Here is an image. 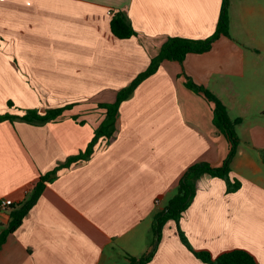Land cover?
Masks as SVG:
<instances>
[{"label":"crops","instance_id":"obj_1","mask_svg":"<svg viewBox=\"0 0 264 264\" xmlns=\"http://www.w3.org/2000/svg\"><path fill=\"white\" fill-rule=\"evenodd\" d=\"M224 0H0V115L72 103L57 122H0V232L41 176L85 151L117 93L150 65L170 37L204 40ZM111 11L113 14L109 15ZM124 12L137 36L119 39L111 20ZM229 34L183 63L164 61L120 108L119 127L88 160L52 175L37 204L0 249V264H205L182 242L214 257L237 248L264 264V0H230ZM216 95L239 146L224 179L204 174L179 225L152 247L154 217L197 163L221 167L230 140L214 124ZM9 102L14 105L10 107ZM11 200L13 206L3 207ZM156 201H159L158 203Z\"/></svg>","mask_w":264,"mask_h":264},{"label":"trees","instance_id":"obj_2","mask_svg":"<svg viewBox=\"0 0 264 264\" xmlns=\"http://www.w3.org/2000/svg\"><path fill=\"white\" fill-rule=\"evenodd\" d=\"M230 0H224L221 10V15L218 20L217 28L214 34L204 40H192L180 37H170L162 45L158 55L151 59L149 67L140 73L128 86L122 88L116 96L113 103H98L97 108L104 112V117L100 126L95 130V136L88 145L87 149L80 154L70 157L67 161L59 165L53 172L41 176L36 184L29 199L21 205V207H13L10 213V222L8 226L0 232V249L6 242L7 238L16 232L22 225L24 219L29 214L30 210L37 204L40 199L46 184L52 180V175L57 174L59 170L68 168L72 164L79 161L88 160L94 152V148L100 139L106 141L107 144L115 138L120 118V108L122 104L127 101L136 91V89L150 76L154 75L161 64L168 61H176L183 63L188 54L191 53H205L210 50L214 42L221 36H228L229 34V18L228 9ZM111 31L115 37L119 39H129L137 36L130 18L124 12H117L113 15L111 20ZM187 87L198 94H203L205 98L214 104V124L224 133L230 140L231 150L228 157L221 167H212L208 163H197L191 166L182 177L176 193L168 201L167 206L163 211L154 217L151 234L154 236L152 247H157V243L162 238V232L168 221L174 220L178 225L182 215L189 208L190 203L195 193V180L204 174H209L212 177L224 179L228 184V192H236L241 188L239 181H231V163L237 154L239 146V138L236 132V127L242 123L241 118L232 120L229 116L226 106L222 101L209 90L202 86H198L191 79L187 82ZM8 105L12 107L14 104L9 102ZM77 103H72L63 107L49 110L45 115H40L37 110H27L23 116H15L9 113L0 115V122L4 121H22L32 125H44L49 122H57L62 120L68 111H71ZM180 238L184 245H186L193 254L205 264H259L256 256L246 249H233L225 251L214 257L208 250L193 249L184 232L179 228ZM156 249L151 251L148 255L135 258L128 256L132 264H147L152 258Z\"/></svg>","mask_w":264,"mask_h":264},{"label":"built area","instance_id":"obj_3","mask_svg":"<svg viewBox=\"0 0 264 264\" xmlns=\"http://www.w3.org/2000/svg\"><path fill=\"white\" fill-rule=\"evenodd\" d=\"M109 15H112L113 13L111 11L108 12ZM157 203L159 201H156ZM2 206L3 207H10V206H13V202L11 200H6V201H3L2 202Z\"/></svg>","mask_w":264,"mask_h":264},{"label":"rangeland","instance_id":"obj_4","mask_svg":"<svg viewBox=\"0 0 264 264\" xmlns=\"http://www.w3.org/2000/svg\"><path fill=\"white\" fill-rule=\"evenodd\" d=\"M13 103V102H12ZM14 104V103H13ZM150 238H151V242H153L154 241V236L151 234L150 235Z\"/></svg>","mask_w":264,"mask_h":264}]
</instances>
